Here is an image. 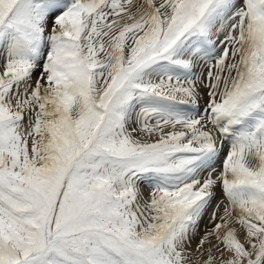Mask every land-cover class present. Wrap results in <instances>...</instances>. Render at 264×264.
Segmentation results:
<instances>
[{"label":"snow or ice","instance_id":"obj_1","mask_svg":"<svg viewBox=\"0 0 264 264\" xmlns=\"http://www.w3.org/2000/svg\"><path fill=\"white\" fill-rule=\"evenodd\" d=\"M0 264H264V0H0Z\"/></svg>","mask_w":264,"mask_h":264},{"label":"rangeland","instance_id":"obj_2","mask_svg":"<svg viewBox=\"0 0 264 264\" xmlns=\"http://www.w3.org/2000/svg\"><path fill=\"white\" fill-rule=\"evenodd\" d=\"M220 199H222L221 197H217V201H214V204H213V207L215 206V203L218 202ZM212 209H209V211H211ZM221 211H222V207H221ZM208 224V218L207 216H205V219L203 221V224L201 225V227L203 228L204 225H207Z\"/></svg>","mask_w":264,"mask_h":264}]
</instances>
